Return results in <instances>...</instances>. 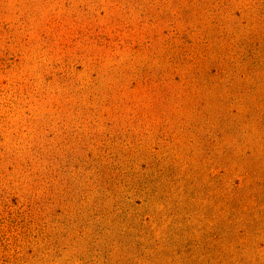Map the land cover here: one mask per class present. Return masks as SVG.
<instances>
[{
	"label": "rangeland",
	"instance_id": "374dc122",
	"mask_svg": "<svg viewBox=\"0 0 264 264\" xmlns=\"http://www.w3.org/2000/svg\"><path fill=\"white\" fill-rule=\"evenodd\" d=\"M0 264H264V0H0Z\"/></svg>",
	"mask_w": 264,
	"mask_h": 264
}]
</instances>
